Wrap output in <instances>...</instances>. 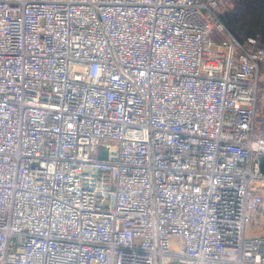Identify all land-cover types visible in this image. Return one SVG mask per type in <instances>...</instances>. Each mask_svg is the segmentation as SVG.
Instances as JSON below:
<instances>
[{
	"label": "built area",
	"instance_id": "obj_1",
	"mask_svg": "<svg viewBox=\"0 0 264 264\" xmlns=\"http://www.w3.org/2000/svg\"><path fill=\"white\" fill-rule=\"evenodd\" d=\"M214 5L0 0V264H264V47Z\"/></svg>",
	"mask_w": 264,
	"mask_h": 264
},
{
	"label": "trees",
	"instance_id": "obj_2",
	"mask_svg": "<svg viewBox=\"0 0 264 264\" xmlns=\"http://www.w3.org/2000/svg\"><path fill=\"white\" fill-rule=\"evenodd\" d=\"M231 1V6L219 11L216 16L239 41L255 37L257 44L264 47V0ZM261 131L264 135V126H261ZM258 160L264 172V152Z\"/></svg>",
	"mask_w": 264,
	"mask_h": 264
},
{
	"label": "rangeland",
	"instance_id": "obj_3",
	"mask_svg": "<svg viewBox=\"0 0 264 264\" xmlns=\"http://www.w3.org/2000/svg\"><path fill=\"white\" fill-rule=\"evenodd\" d=\"M207 4L215 1V5L213 7V11L217 14L219 11L231 6V0H204ZM214 39L213 36H211ZM261 126H264V63L260 67V80H259V87H258V103H257V110L255 116V129L256 132L262 134ZM257 218L259 219L260 223L262 224V229H264V204L258 210Z\"/></svg>",
	"mask_w": 264,
	"mask_h": 264
},
{
	"label": "water",
	"instance_id": "obj_4",
	"mask_svg": "<svg viewBox=\"0 0 264 264\" xmlns=\"http://www.w3.org/2000/svg\"><path fill=\"white\" fill-rule=\"evenodd\" d=\"M106 152H107V149L105 147H103L101 153L98 156V158L99 159H105L106 158Z\"/></svg>",
	"mask_w": 264,
	"mask_h": 264
}]
</instances>
